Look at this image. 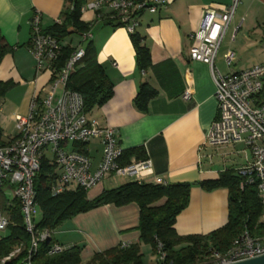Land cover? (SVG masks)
Masks as SVG:
<instances>
[{"label":"crops","instance_id":"1","mask_svg":"<svg viewBox=\"0 0 264 264\" xmlns=\"http://www.w3.org/2000/svg\"><path fill=\"white\" fill-rule=\"evenodd\" d=\"M87 1L83 0V4ZM227 3L228 0H174L155 14H140L135 33L149 52L150 65L145 70L137 67L130 34L125 29L97 22L92 12L81 15L82 21L92 24L88 41L112 84V96L87 117L102 127L114 129L123 153L135 148L144 150L145 159L151 164L146 183L160 178L167 184H194L188 206L176 218L174 227L180 236L205 235L226 224L227 190L206 192L196 183L216 179L228 169L236 170L250 158L241 143L221 148L204 145L205 133L217 116L215 86L210 67L191 61L188 53L193 44L190 35L198 27L202 10L221 11ZM65 4V0H0V35L12 48L0 62V81L13 83L12 89L0 100L4 142L15 139V117L27 116L32 101L41 100L47 94L51 80L50 71L36 70L30 52L32 16L40 13L41 27L45 31L62 22ZM245 25L248 31L264 37V0H240L214 58L213 66L222 75L236 73L233 69L236 67V35ZM69 43L71 47L78 46L80 36L76 45L71 36L63 41L64 45ZM228 51L233 53L230 67L223 58ZM142 84L156 92L145 112L134 105ZM188 87L192 97L186 101L182 94ZM101 149L98 140L85 147L93 165L100 158ZM133 161L141 160L131 158L129 162ZM131 181L126 177L109 176L89 189L87 197L93 199L103 190ZM8 194L6 190L1 194L0 204L5 209L13 201ZM138 219L139 209L133 203L122 207L106 205L64 222L52 232V237L65 248L80 247L81 260L85 263L94 253L122 243L140 242ZM142 247L140 244V251ZM142 264H145L143 256Z\"/></svg>","mask_w":264,"mask_h":264},{"label":"built area","instance_id":"2","mask_svg":"<svg viewBox=\"0 0 264 264\" xmlns=\"http://www.w3.org/2000/svg\"><path fill=\"white\" fill-rule=\"evenodd\" d=\"M174 0H89L79 12H92L96 21L108 20L116 27L135 33L140 14H155ZM240 0H228L221 11L211 8L202 10L197 29L190 35L193 44L189 48V59L208 65L215 86L214 99L217 116L205 133L204 145L215 148L241 143L250 158L236 169L243 177L241 188L256 184L257 196L264 209V100L258 99L264 87V62L236 73L222 75L213 66L221 41L233 18ZM41 15L35 12L30 22V52L36 63V70H48L51 80L48 92L41 100H33L27 116L15 117L16 137L10 143L0 146V203L1 194L8 191L11 198L20 204L25 231L31 236V243L24 264H35L40 242L47 240L52 232L36 230L34 179L40 170V162L46 159L45 152L53 155L54 172L50 184L53 195L69 190L70 186L89 190L109 176L130 178L131 182L144 183L151 174L148 159L121 165L123 149L116 141V131L99 125L87 117L81 96L66 88L70 75L82 64L84 49L78 46L53 76V64L60 56L62 44L45 33L41 27ZM234 31L231 40L235 38ZM91 38V31L80 36V42ZM81 43V44H82ZM80 44V43H79ZM80 44V45H81ZM227 67L233 63V53L223 56ZM192 90L188 87L182 99L188 101ZM98 140L101 156L95 165L91 158L82 153L81 146ZM45 151V152H44ZM154 184L166 186L160 178ZM11 199V200H12ZM9 224L7 212L0 204V232ZM129 243H122L127 248ZM65 247L55 244L49 254L59 253ZM19 252V250H17ZM3 259L9 260L12 255ZM264 255V236L251 237L247 231L238 235L229 249L221 254L210 250L204 259L194 264H234ZM14 256V255H13ZM166 255L158 246V261L162 264Z\"/></svg>","mask_w":264,"mask_h":264},{"label":"trees","instance_id":"3","mask_svg":"<svg viewBox=\"0 0 264 264\" xmlns=\"http://www.w3.org/2000/svg\"><path fill=\"white\" fill-rule=\"evenodd\" d=\"M65 3L61 13L62 22H57L44 31L62 44L60 56L53 64V76L60 71L72 52L78 46H82L85 53L82 65L70 75L66 88L81 96L84 112L88 114L94 108L102 106L112 96V84L98 63L96 51L90 41L80 42L82 44L76 47H71L70 43L63 44L66 38L72 35L81 36L92 29L91 23L81 20L79 10L83 0H65ZM101 23L116 27V24L108 20H102ZM130 40L135 50L137 67L139 70H145L150 65L149 52L138 34H130ZM11 51L12 48L0 35V62L4 55ZM12 87L13 83L0 81V100ZM155 94L156 92L148 85L142 84L134 99L135 107L145 112L148 102ZM257 98L264 100V87ZM8 143L2 140L0 129V146ZM81 147L79 150L86 154L85 146ZM131 158L144 160V150L135 148L125 151L120 164H129ZM53 172L54 165L42 159L40 170L34 179L35 202L42 213L40 221L36 223V230L53 232L64 222L79 214L106 205L122 207L133 203L139 209L137 230L140 242L130 244L124 249L116 246L94 253L87 262L82 263L81 249L77 246L49 254L56 244L51 235L47 240L39 243L33 256L35 264H142L140 244L150 245L155 254H158V246L161 245L166 255L162 264H194L204 259L210 250L225 253L233 240L244 231L253 238L264 236V209L257 196L256 184L241 188L244 179L232 169L223 171L216 179L196 183L206 192L217 189L227 190L226 224L205 235L185 236L178 235L174 226L177 216L188 206L190 190L194 186L192 183L162 186L146 182L140 184L128 182L117 188L103 190L97 197L88 199V190L82 188L53 195L50 190ZM4 210L9 217V224L3 232H0V264H24L31 236L25 231L20 204L13 200ZM15 250H19V253L2 263L3 259L9 257ZM157 264L160 262L158 261Z\"/></svg>","mask_w":264,"mask_h":264},{"label":"rangeland","instance_id":"4","mask_svg":"<svg viewBox=\"0 0 264 264\" xmlns=\"http://www.w3.org/2000/svg\"><path fill=\"white\" fill-rule=\"evenodd\" d=\"M71 38L73 40V45H76V43H78L79 41V36L72 35ZM246 38H250V40H247ZM263 38H264L263 35L261 38L260 33H253L252 30L248 31V29L246 28V25L241 30H239V32L236 35V67L233 68L234 70H236V72L245 70L246 68H249L250 66L258 64V62L264 60V39ZM227 40H228V37L225 38L224 44H226ZM45 154L47 155L46 156L47 163L53 165L52 164L53 155L48 151H46ZM76 188H77L76 185H72L70 186L69 190H75ZM8 195L10 199H12L10 194ZM41 217H42V213H41V210L38 208L35 214V222L36 223L39 222ZM263 220H264V217H263ZM17 253L19 252L15 250L13 255H16ZM141 253L143 255V262L145 264H157L158 254H155L152 251V248L150 245L143 244Z\"/></svg>","mask_w":264,"mask_h":264},{"label":"water","instance_id":"5","mask_svg":"<svg viewBox=\"0 0 264 264\" xmlns=\"http://www.w3.org/2000/svg\"><path fill=\"white\" fill-rule=\"evenodd\" d=\"M234 264H264V255L254 258V259H249V260L241 261V262L234 263Z\"/></svg>","mask_w":264,"mask_h":264}]
</instances>
